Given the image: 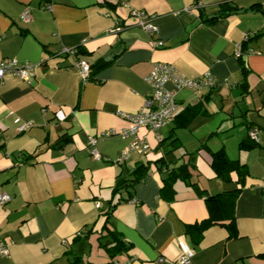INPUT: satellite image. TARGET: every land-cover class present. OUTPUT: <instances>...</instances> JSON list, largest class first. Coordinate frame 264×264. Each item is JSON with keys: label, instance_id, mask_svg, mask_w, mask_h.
Masks as SVG:
<instances>
[{"label": "crops", "instance_id": "0c3cea01", "mask_svg": "<svg viewBox=\"0 0 264 264\" xmlns=\"http://www.w3.org/2000/svg\"><path fill=\"white\" fill-rule=\"evenodd\" d=\"M224 4L239 11L222 17ZM134 11L155 17L163 47ZM12 60L36 77L0 84V264H179L180 242L191 264H264V0H0V65ZM158 63L215 85L178 91L171 123L139 131L140 154L123 115L144 110ZM255 127L259 145L241 149ZM222 149L247 178L217 174ZM110 231L129 245L114 259Z\"/></svg>", "mask_w": 264, "mask_h": 264}, {"label": "built area", "instance_id": "2783aa9c", "mask_svg": "<svg viewBox=\"0 0 264 264\" xmlns=\"http://www.w3.org/2000/svg\"><path fill=\"white\" fill-rule=\"evenodd\" d=\"M47 10H51V6H45ZM132 16L138 21L135 23L137 26L142 27L150 37L155 39L154 45L156 48L164 46V42L157 39L159 33L158 27L154 23L155 17L148 15L143 11H134ZM24 21L30 20V10L27 9L22 16ZM78 51L74 48L64 49L60 54L68 57L76 56ZM76 66L80 69V74L83 81H87L91 74V65L85 60H79L76 62ZM36 66L30 63H19L12 60L8 63L4 62L0 65V84L3 82L7 75H12L20 78L27 84H31L36 77ZM147 83L152 89L151 96L146 100L144 110L129 114L125 113L123 116L129 122L130 126L127 130L122 131L120 134L123 138L133 137L130 148L139 152L140 154H146L149 152L151 145L147 139V136L141 137L139 131L143 128H148L153 132H158L167 126L173 120L174 114L178 110L179 103L177 100V92L185 89H213L214 81L210 75L202 77L198 81L187 80L181 76L172 65L158 63L155 64L154 69L150 75L146 78ZM172 83L175 86V91H171L167 88V85ZM16 124L19 125L20 131L28 130L32 124L21 123L20 119L16 120ZM116 132H108L101 137L109 138L116 135ZM261 131L258 128H253L250 131V138L256 143L260 142ZM159 135V134H158ZM101 137H93L90 140V144L93 148L92 154L96 158H100V155L96 149L97 144L103 140ZM159 137V136H158ZM11 198L8 195H0V205L3 206L8 203ZM132 203H137L135 199L131 200ZM97 207H100L98 204ZM181 256L179 264H191L194 252L185 243L180 242ZM9 253L8 246L0 239V255L5 256ZM160 262H164L161 259ZM113 264H118L114 262Z\"/></svg>", "mask_w": 264, "mask_h": 264}, {"label": "trees", "instance_id": "16d2710c", "mask_svg": "<svg viewBox=\"0 0 264 264\" xmlns=\"http://www.w3.org/2000/svg\"><path fill=\"white\" fill-rule=\"evenodd\" d=\"M239 11L238 7L224 4L222 6L220 16H230L236 14ZM196 109V110H195ZM186 111H192L191 119L196 116L195 114L198 113L197 108H187ZM61 144L64 142V139H61ZM163 142V141H162ZM259 145L253 141L250 136L246 141H243L240 145L241 149H252ZM213 158V167L216 170L217 174L225 179L230 180L229 176L235 172L237 173L239 180L243 181L249 175V171L246 165H242L239 161H232L227 157L225 150H220L212 155ZM229 177V178H228ZM208 223H204L199 227V231L201 232L202 229L206 228ZM109 237L112 239V244L107 246L106 248L111 254L112 259H114L122 250H128L129 245H127L124 241H122L121 237L115 232L110 231L108 233ZM113 262V260H112ZM114 263V262H113ZM112 263V264H113Z\"/></svg>", "mask_w": 264, "mask_h": 264}]
</instances>
